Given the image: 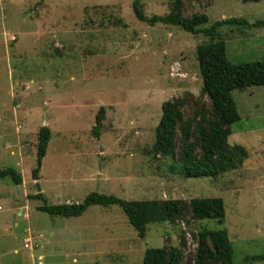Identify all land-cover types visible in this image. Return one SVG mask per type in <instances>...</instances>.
<instances>
[{"label": "rangeland", "instance_id": "374dc122", "mask_svg": "<svg viewBox=\"0 0 264 264\" xmlns=\"http://www.w3.org/2000/svg\"><path fill=\"white\" fill-rule=\"evenodd\" d=\"M184 1V16L207 15L202 28L231 18L251 25L219 30L232 64L264 60V25L253 26L264 22V0ZM132 3L0 0V170L22 177L21 185L0 179V264H142L147 249L163 247L181 248L183 264H194L193 235L201 229L227 231L233 264H264L245 262L264 254V87L232 93L241 121L228 144L246 149L243 165L217 178H183L180 165L152 146L165 102L200 99L196 49L209 40L142 23ZM141 3L147 17L170 10V0ZM197 109L192 102L187 112ZM42 127L51 139L35 180ZM40 193L49 205L79 204L91 193L127 201L220 198L225 220L188 216L149 225L141 239L117 206L50 217L33 198Z\"/></svg>", "mask_w": 264, "mask_h": 264}, {"label": "trees", "instance_id": "16d2710c", "mask_svg": "<svg viewBox=\"0 0 264 264\" xmlns=\"http://www.w3.org/2000/svg\"><path fill=\"white\" fill-rule=\"evenodd\" d=\"M243 1L258 3L261 0ZM184 2L170 0L168 14L152 17L146 16L141 0H133L132 3L136 19L142 23L178 27L191 35H203L209 40L196 49L202 80L200 99L191 101L190 98L183 97L162 105V116L156 128L152 152L162 158H170L180 165L179 174L185 179L217 178L221 174L239 169L249 157L244 147L228 144V139L233 134L232 126L241 121L232 93L264 87V60L232 64L228 60L226 44L220 37L219 30L222 27L251 25L246 20L231 18L202 28L209 23L207 15L193 13L184 16ZM262 25L264 22L258 21L253 26ZM192 102L195 107L199 106V110L189 115L187 111ZM104 114L103 108L97 114V126L93 129L96 136L99 135ZM50 139V129L42 127L38 134L36 168L32 172L35 180L38 179ZM174 170L175 167H172L171 171ZM5 178H9L15 185L22 184V177L14 168L0 170V179ZM33 198L43 202L39 211L50 217L78 218L93 206H117L141 239L145 238L149 225H173L177 221H186L188 216L198 221L214 220L220 225L225 220V206L220 198L202 197L189 202L127 201L112 195L91 193L82 203L60 205L47 204L42 193ZM193 237L196 242L194 264H233V246L225 229H201ZM180 244L181 247L186 245L183 237ZM254 261L264 262V254L245 259V262ZM142 264H183V252L178 247L150 248L145 251Z\"/></svg>", "mask_w": 264, "mask_h": 264}]
</instances>
